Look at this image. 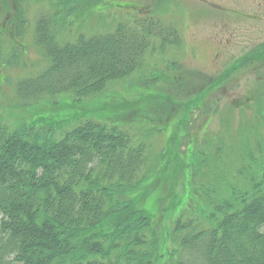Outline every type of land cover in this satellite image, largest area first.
Returning <instances> with one entry per match:
<instances>
[{
    "label": "rangeland",
    "instance_id": "374dc122",
    "mask_svg": "<svg viewBox=\"0 0 264 264\" xmlns=\"http://www.w3.org/2000/svg\"><path fill=\"white\" fill-rule=\"evenodd\" d=\"M78 2L68 15L71 4L57 14L56 0H0L2 122L12 130L41 129L55 140L86 119L128 131L135 145L146 147L148 157L130 200L151 220L155 264H174L177 246L170 234L192 200L189 175L201 157L208 166L197 175L195 187L214 186L218 192L241 186L235 176L249 165L244 152L261 161L264 61L254 58L257 51L264 56V0ZM55 14L59 44L110 33L118 24L145 23L151 33L141 64L125 80L81 102L65 94L33 105L17 101V84L47 66L35 43L36 22Z\"/></svg>",
    "mask_w": 264,
    "mask_h": 264
},
{
    "label": "trees",
    "instance_id": "16d2710c",
    "mask_svg": "<svg viewBox=\"0 0 264 264\" xmlns=\"http://www.w3.org/2000/svg\"><path fill=\"white\" fill-rule=\"evenodd\" d=\"M69 4L68 15L78 0H56L57 14ZM56 16L36 22L35 43L47 66L17 84V101L33 105L65 94L81 102L141 64L151 33L145 23L118 24L110 33L59 44ZM257 52L254 59L264 61ZM40 130H12L0 116V264H155L151 220L130 200L142 183L146 147L135 145L128 131L94 120L80 121L59 140ZM259 154L258 164L244 152L250 162L236 171L241 186L221 192L195 187L207 158L191 169L193 197L170 234L177 246L174 264H264V152Z\"/></svg>",
    "mask_w": 264,
    "mask_h": 264
},
{
    "label": "flooded vegetation",
    "instance_id": "af4514ba",
    "mask_svg": "<svg viewBox=\"0 0 264 264\" xmlns=\"http://www.w3.org/2000/svg\"><path fill=\"white\" fill-rule=\"evenodd\" d=\"M3 27H4V25H3ZM3 27H2V28H3ZM217 54H218V52H217ZM236 68H237V67H236Z\"/></svg>",
    "mask_w": 264,
    "mask_h": 264
}]
</instances>
